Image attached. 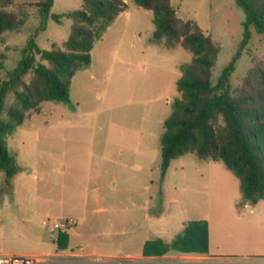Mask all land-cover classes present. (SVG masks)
Listing matches in <instances>:
<instances>
[{
    "label": "rangeland",
    "instance_id": "obj_1",
    "mask_svg": "<svg viewBox=\"0 0 264 264\" xmlns=\"http://www.w3.org/2000/svg\"><path fill=\"white\" fill-rule=\"evenodd\" d=\"M41 1L15 0L16 5L31 6L24 26L0 35V53L6 57L3 76L15 67L39 26L36 5ZM125 2L126 11L94 42L90 65L73 76L71 103H42L8 138L6 146L16 155L18 169L9 182L0 171V254H41L79 244L84 255L77 264H247L228 257L244 248L228 237L235 226L229 201L240 193L234 173L221 161L186 154L172 160L161 176L163 123L180 97V65L192 54L180 45L152 43V13ZM171 4L179 18L196 22L219 46L212 83L234 58L232 89L242 85L251 67L264 62V34L253 27L239 51L245 15L234 0ZM82 5V0H54L52 13ZM72 23L48 18L36 43L46 50H65ZM84 200L85 212L78 207ZM55 217L78 224L72 231L57 232L44 224ZM201 220L208 227L204 254L199 245L176 243L188 225ZM252 232L264 240V229ZM252 232L240 243L253 247V256H262L264 241L250 238Z\"/></svg>",
    "mask_w": 264,
    "mask_h": 264
},
{
    "label": "trees",
    "instance_id": "obj_2",
    "mask_svg": "<svg viewBox=\"0 0 264 264\" xmlns=\"http://www.w3.org/2000/svg\"><path fill=\"white\" fill-rule=\"evenodd\" d=\"M80 9L52 13L54 0L38 3L39 26L21 50V57L5 76L4 53H0V171L5 182L17 173L18 164L6 146L11 133L24 122L27 113L44 102L71 103L70 86L75 73L91 63L94 42L105 27L126 11L125 0H82ZM152 13L154 31L151 42L168 48L180 45L192 54L180 65L177 81L180 97L163 123L161 138V176L167 174L172 160L195 154L204 161H221L240 181L242 199L252 204L264 199V62L248 70L242 85L232 89L233 61L216 83L211 74L219 46L198 24L177 16L171 0H130ZM245 15L241 51L250 39V28L264 34V0H234ZM28 4L0 0V35L25 25ZM51 18L60 24L72 20L64 48L42 49L35 37L46 29ZM12 100L9 102V97ZM177 244L199 245L207 253L208 227L204 220L188 225ZM66 235L65 233H63ZM59 249L63 246L58 242Z\"/></svg>",
    "mask_w": 264,
    "mask_h": 264
},
{
    "label": "crops",
    "instance_id": "obj_3",
    "mask_svg": "<svg viewBox=\"0 0 264 264\" xmlns=\"http://www.w3.org/2000/svg\"><path fill=\"white\" fill-rule=\"evenodd\" d=\"M226 177V176H224ZM227 180V177L224 178ZM236 182V181H235ZM238 186H239V195L235 197V200L232 201V199L229 201V213L231 214L232 221L235 223V226L231 228L232 233H228V237L233 236V241L238 245V246H243L244 248H238L234 254H231L233 256H228L232 259V257H235L236 260L234 262H240V259H245L242 260L245 262L247 260V264H264V252L262 256H253L255 255L253 247H248L246 248L243 243H240V240L242 237H247L246 233L247 232H252L254 229H257L258 227L264 229V199L258 201L255 204H252L250 202H245L242 199V191L240 188V181L238 179ZM95 198H98V195H95ZM87 200L83 202V204H79V206H82L83 212H85V206L87 205ZM232 202V205H231ZM149 215L147 214V218ZM78 224V220H76ZM75 225V226H76ZM74 226V227H75ZM73 227V228H74ZM73 228H71L69 231H72ZM211 226L209 224V235L211 237ZM252 237H259L263 240L262 236L258 235L256 232H252L250 238ZM239 241H237V239ZM264 241V240H263ZM57 247V246H56ZM82 247L79 244H72L71 246H68L64 250H59L63 251L64 253L72 256L78 257L77 263H82L81 260L83 258L84 252H82ZM58 250V249H57ZM56 251V250H55ZM54 251V252H55ZM73 251V252H72ZM54 252H47V253H41V254H51ZM82 252V253H81ZM245 253V254H242ZM21 254H37V253H6L3 255H21ZM252 257H257V260H250ZM202 259V258H199ZM239 259V260H238ZM249 260V261H248Z\"/></svg>",
    "mask_w": 264,
    "mask_h": 264
},
{
    "label": "built area",
    "instance_id": "obj_4",
    "mask_svg": "<svg viewBox=\"0 0 264 264\" xmlns=\"http://www.w3.org/2000/svg\"><path fill=\"white\" fill-rule=\"evenodd\" d=\"M77 221L68 217H55L45 219L44 224L51 230L68 231L76 225ZM73 252V251H72ZM78 257L68 255L56 250L51 254H0V264H76Z\"/></svg>",
    "mask_w": 264,
    "mask_h": 264
}]
</instances>
